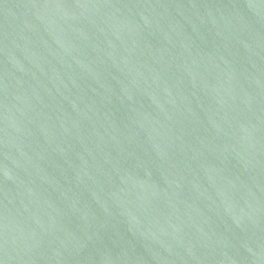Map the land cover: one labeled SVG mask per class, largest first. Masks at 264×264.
I'll use <instances>...</instances> for the list:
<instances>
[{"label": "water", "instance_id": "95a60500", "mask_svg": "<svg viewBox=\"0 0 264 264\" xmlns=\"http://www.w3.org/2000/svg\"><path fill=\"white\" fill-rule=\"evenodd\" d=\"M0 264H264V0H0Z\"/></svg>", "mask_w": 264, "mask_h": 264}]
</instances>
